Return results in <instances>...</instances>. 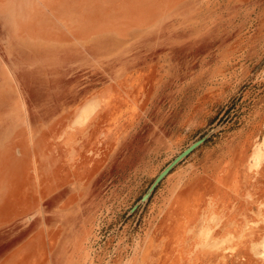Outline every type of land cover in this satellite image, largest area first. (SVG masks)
Listing matches in <instances>:
<instances>
[{
  "label": "rangeland",
  "instance_id": "1",
  "mask_svg": "<svg viewBox=\"0 0 264 264\" xmlns=\"http://www.w3.org/2000/svg\"><path fill=\"white\" fill-rule=\"evenodd\" d=\"M0 264H264V0H0Z\"/></svg>",
  "mask_w": 264,
  "mask_h": 264
},
{
  "label": "water",
  "instance_id": "2",
  "mask_svg": "<svg viewBox=\"0 0 264 264\" xmlns=\"http://www.w3.org/2000/svg\"><path fill=\"white\" fill-rule=\"evenodd\" d=\"M205 138H202L193 144H191L187 149H185L179 156H177L155 179L153 184L151 185L149 191L143 196L142 200L145 201L147 200L151 193L154 191L156 186L159 184V182L171 171V169L178 164L182 159H184L186 156H188L192 151L198 147L200 144L204 142Z\"/></svg>",
  "mask_w": 264,
  "mask_h": 264
}]
</instances>
